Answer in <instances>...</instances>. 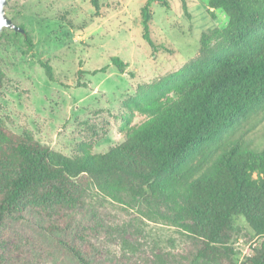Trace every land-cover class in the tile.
I'll use <instances>...</instances> for the list:
<instances>
[{
    "label": "rangeland",
    "instance_id": "374dc122",
    "mask_svg": "<svg viewBox=\"0 0 264 264\" xmlns=\"http://www.w3.org/2000/svg\"><path fill=\"white\" fill-rule=\"evenodd\" d=\"M145 2L98 0L95 9L90 0H9L5 14L24 34L0 31V122L68 157L120 145L148 118L130 104L137 87L179 70L197 56L202 33L227 22L220 10L214 18L209 14L208 0L154 2L151 47L143 39ZM114 56L125 63L124 73L111 65ZM40 62L52 68L54 82ZM101 68L104 73L92 74ZM237 143L264 149V107L198 152L184 179L205 173ZM82 200L79 206L57 202L34 209L33 217L38 223L57 214L71 218L70 240L88 244L96 264H189L200 246L175 224V203L111 193L104 185H90ZM3 229L0 264H77L35 223L9 220ZM227 239L235 253L228 264H242L259 243L242 217L234 219Z\"/></svg>",
    "mask_w": 264,
    "mask_h": 264
},
{
    "label": "trees",
    "instance_id": "16d2710c",
    "mask_svg": "<svg viewBox=\"0 0 264 264\" xmlns=\"http://www.w3.org/2000/svg\"><path fill=\"white\" fill-rule=\"evenodd\" d=\"M154 2L163 0H146L141 9L143 39L151 47ZM90 3L98 9V0ZM208 8L213 18L217 10L226 16L225 27L202 33L197 56L179 70L137 87L130 104L148 118L120 145L68 157L0 122V247L7 221L35 223L77 264H96L88 244L70 240L71 218L57 214L38 223L33 211L57 202L82 205L86 188L104 185L111 193L175 203V224L200 243L189 264L231 263L227 238L236 217L259 239L242 264H264V149L233 144L205 173L184 179L198 152L264 107V0H208ZM110 63L125 72L118 57ZM40 66L54 82L52 68ZM4 77L0 69V85Z\"/></svg>",
    "mask_w": 264,
    "mask_h": 264
},
{
    "label": "water",
    "instance_id": "95a60500",
    "mask_svg": "<svg viewBox=\"0 0 264 264\" xmlns=\"http://www.w3.org/2000/svg\"><path fill=\"white\" fill-rule=\"evenodd\" d=\"M9 0H0V31L3 28L13 30L16 33L24 34L21 27L15 25L11 19H9L5 14V7Z\"/></svg>",
    "mask_w": 264,
    "mask_h": 264
}]
</instances>
